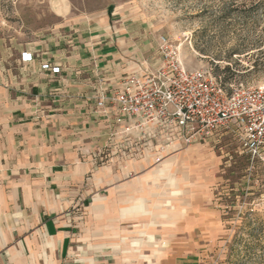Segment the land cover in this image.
Returning <instances> with one entry per match:
<instances>
[{"label":"crops","instance_id":"1","mask_svg":"<svg viewBox=\"0 0 264 264\" xmlns=\"http://www.w3.org/2000/svg\"><path fill=\"white\" fill-rule=\"evenodd\" d=\"M6 8L0 264L211 261L221 233L215 211L189 202L155 209L163 197L155 177L179 180L178 156L188 148L168 150L155 165L154 142L141 149L130 138L111 140L108 117L96 110L102 92L116 90L142 61L158 59L143 57L150 44L138 21L106 3L9 0ZM8 13L17 17L12 23L3 18ZM44 64L59 73L42 70Z\"/></svg>","mask_w":264,"mask_h":264},{"label":"rangeland","instance_id":"2","mask_svg":"<svg viewBox=\"0 0 264 264\" xmlns=\"http://www.w3.org/2000/svg\"><path fill=\"white\" fill-rule=\"evenodd\" d=\"M7 1L0 0V14L7 10ZM71 1L125 8L147 35L144 41L150 45L143 57L149 53L158 57L159 37L164 36L177 48L187 69L210 71L226 89L229 85L264 84V0ZM15 17L8 13L3 18L12 23ZM178 157L174 174L179 180L171 183L170 176L165 179L164 174L154 179L163 196L155 200V209L170 210L168 202L174 208L186 202L191 207L204 203L221 223L214 256L206 264H264L262 165L251 164L229 129L191 146ZM184 161L186 170L182 168ZM182 172L189 178L183 179Z\"/></svg>","mask_w":264,"mask_h":264},{"label":"built area","instance_id":"3","mask_svg":"<svg viewBox=\"0 0 264 264\" xmlns=\"http://www.w3.org/2000/svg\"><path fill=\"white\" fill-rule=\"evenodd\" d=\"M41 68L59 73L49 64ZM229 88L208 70L187 69L177 48L161 36L158 59L142 61L116 90L102 92L96 110L108 117L111 140L130 138L141 149L154 142L155 165L168 150L190 148L229 129L251 164L264 169V84Z\"/></svg>","mask_w":264,"mask_h":264},{"label":"trees","instance_id":"4","mask_svg":"<svg viewBox=\"0 0 264 264\" xmlns=\"http://www.w3.org/2000/svg\"><path fill=\"white\" fill-rule=\"evenodd\" d=\"M222 85L225 87V84L222 83ZM229 86H230V85H229ZM229 86H228V87H229ZM229 89H230V88H229ZM229 89H227L228 92L230 91Z\"/></svg>","mask_w":264,"mask_h":264}]
</instances>
